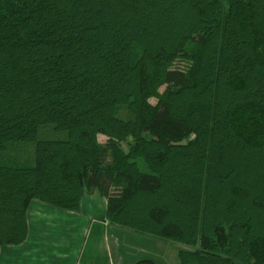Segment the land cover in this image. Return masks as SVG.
I'll list each match as a JSON object with an SVG mask.
<instances>
[{
	"label": "trees",
	"instance_id": "16d2710c",
	"mask_svg": "<svg viewBox=\"0 0 264 264\" xmlns=\"http://www.w3.org/2000/svg\"><path fill=\"white\" fill-rule=\"evenodd\" d=\"M91 192L178 264H264V0H0V247Z\"/></svg>",
	"mask_w": 264,
	"mask_h": 264
},
{
	"label": "crops",
	"instance_id": "0c3cea01",
	"mask_svg": "<svg viewBox=\"0 0 264 264\" xmlns=\"http://www.w3.org/2000/svg\"><path fill=\"white\" fill-rule=\"evenodd\" d=\"M26 223L21 243L0 247V264H128L148 253L142 242L152 237L109 223L96 192L84 194L77 211L32 200Z\"/></svg>",
	"mask_w": 264,
	"mask_h": 264
},
{
	"label": "rangeland",
	"instance_id": "374dc122",
	"mask_svg": "<svg viewBox=\"0 0 264 264\" xmlns=\"http://www.w3.org/2000/svg\"><path fill=\"white\" fill-rule=\"evenodd\" d=\"M176 66L181 67L183 66V64L181 61H177ZM162 89L163 87L160 90ZM150 101L151 103H154L155 99H151ZM98 138L100 141H103L105 139L103 135H99ZM147 239L148 241L142 242V244L146 252L148 253L146 254L140 253L136 255L137 257H134V259L127 261L128 264H131L136 260L144 259V258L152 259L157 264H178L177 251L180 249H188V250L193 249V247H188L179 243H174L157 238L147 237Z\"/></svg>",
	"mask_w": 264,
	"mask_h": 264
}]
</instances>
